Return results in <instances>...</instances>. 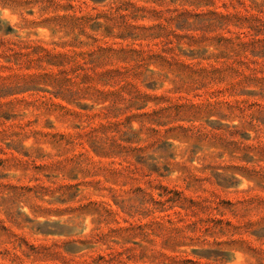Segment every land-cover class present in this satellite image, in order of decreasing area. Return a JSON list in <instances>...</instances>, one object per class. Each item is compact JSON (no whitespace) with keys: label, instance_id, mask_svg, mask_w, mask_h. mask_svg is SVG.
Here are the masks:
<instances>
[{"label":"rangeland","instance_id":"obj_1","mask_svg":"<svg viewBox=\"0 0 264 264\" xmlns=\"http://www.w3.org/2000/svg\"><path fill=\"white\" fill-rule=\"evenodd\" d=\"M0 264H264V0H0Z\"/></svg>","mask_w":264,"mask_h":264}]
</instances>
